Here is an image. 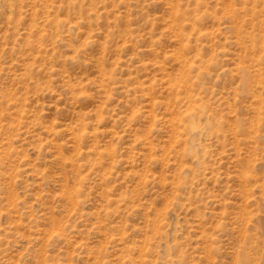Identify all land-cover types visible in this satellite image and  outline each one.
Masks as SVG:
<instances>
[{"label": "rangeland", "instance_id": "obj_1", "mask_svg": "<svg viewBox=\"0 0 264 264\" xmlns=\"http://www.w3.org/2000/svg\"><path fill=\"white\" fill-rule=\"evenodd\" d=\"M0 264H264V0H0Z\"/></svg>", "mask_w": 264, "mask_h": 264}, {"label": "bare ground", "instance_id": "obj_2", "mask_svg": "<svg viewBox=\"0 0 264 264\" xmlns=\"http://www.w3.org/2000/svg\"><path fill=\"white\" fill-rule=\"evenodd\" d=\"M244 259V258H243ZM243 259H241L243 261Z\"/></svg>", "mask_w": 264, "mask_h": 264}]
</instances>
